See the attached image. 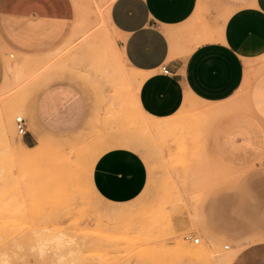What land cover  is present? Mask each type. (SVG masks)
<instances>
[{
  "label": "rangeland",
  "instance_id": "rangeland-1",
  "mask_svg": "<svg viewBox=\"0 0 264 264\" xmlns=\"http://www.w3.org/2000/svg\"><path fill=\"white\" fill-rule=\"evenodd\" d=\"M110 2L79 0L70 39L44 58L19 59L3 52L5 67L12 63L10 73L17 82L8 89L5 82L0 93V123L6 130L5 136L0 131V252L12 257L13 264H38L31 249L40 243L51 249L47 264H52L57 254L67 253L57 252L56 237L64 233L75 238L67 250L77 254V264H229L232 246L218 239L212 226L218 191L232 178L208 182L200 164L214 118L203 108H189L171 132L170 122L141 112L138 92L145 76L133 72L115 50L118 37L108 21ZM55 67L72 77L61 82L73 83L82 92L88 115L72 132H45L48 144L39 150L35 140L29 152L14 121L18 116L26 119L31 91L32 100L60 82L41 77ZM117 148H141L147 160L143 158L147 185L125 205L103 202L90 183L92 164ZM259 171L264 173V167L230 173L244 177ZM199 246L210 255L190 258L181 250L197 251Z\"/></svg>",
  "mask_w": 264,
  "mask_h": 264
},
{
  "label": "crops",
  "instance_id": "crops-1",
  "mask_svg": "<svg viewBox=\"0 0 264 264\" xmlns=\"http://www.w3.org/2000/svg\"><path fill=\"white\" fill-rule=\"evenodd\" d=\"M78 1L0 0V93L5 82L7 89L17 82L3 52L39 59L60 49L73 33ZM110 1L115 50L145 76L138 92L141 112L170 122L171 132L189 108H203L214 118L202 145L201 172L208 182L232 180L218 191L212 231L231 244L229 264H264V173H230L264 167V0ZM163 66L168 75L161 74ZM34 92L21 137L27 149L38 143L34 132L64 134L85 122L88 104L73 83L50 84L31 100ZM143 158L141 148L103 152L90 174L95 194L115 205L137 199L147 185ZM181 250L190 258L210 255L202 246Z\"/></svg>",
  "mask_w": 264,
  "mask_h": 264
},
{
  "label": "clouds",
  "instance_id": "clouds-1",
  "mask_svg": "<svg viewBox=\"0 0 264 264\" xmlns=\"http://www.w3.org/2000/svg\"><path fill=\"white\" fill-rule=\"evenodd\" d=\"M57 240V252L59 253L63 249L71 248L75 243V238L71 236H66L64 233H61L56 237ZM19 251V249H17ZM32 257L38 262V264H47V261L51 255V249L46 245L37 243L31 249ZM6 253L0 252V264H13V258L7 257ZM76 253L68 251L66 254H57L55 259L52 261V264H77L75 259ZM19 259V257H17Z\"/></svg>",
  "mask_w": 264,
  "mask_h": 264
},
{
  "label": "bare ground",
  "instance_id": "bare-ground-1",
  "mask_svg": "<svg viewBox=\"0 0 264 264\" xmlns=\"http://www.w3.org/2000/svg\"><path fill=\"white\" fill-rule=\"evenodd\" d=\"M93 4V3H92ZM102 4V3H101ZM109 4V3H108ZM95 5V3H94ZM107 5V4H106ZM105 5V6H106ZM96 6V5H95ZM77 9V8H76ZM77 11V10H76ZM78 12V11H77ZM108 15V14H107ZM109 16V15H108ZM109 18V17H108ZM88 25V24H87ZM107 51V50H106ZM5 55V54H4ZM6 68L8 70V72H11L13 70V66H12V63H9L7 61L6 63ZM49 68V67H48ZM47 69V68H45ZM57 68H52V69H49V70H46L44 71L42 74H41V77H45V78H49V79H52L54 78L55 80H60L61 81H72V77H66V76H63L61 73L57 72ZM86 85V84H85ZM34 100V99H32ZM32 102V101H31ZM0 131H1V134L3 136L6 135V130L4 128V125L2 124V122L0 123ZM35 134V137L37 138V141H38V144H39V150L42 149L43 147H45L47 144H48V140L46 139L45 136H43L42 134L40 133H37V132H34ZM7 148V147H6ZM26 151H31L29 149H27L26 147H23ZM6 152V151H5ZM215 163V161H214ZM37 239V238H36ZM194 240H197V243L195 244H198L199 243V240L198 239H193V242ZM187 241V240H186ZM56 245V244H55ZM227 248V249H226ZM55 249V248H54ZM229 247L228 246H225L224 247V250H228ZM65 250V249H64ZM70 250V249H69ZM66 251L68 252V250L66 249ZM72 251V250H71ZM74 252V251H72ZM208 253V252H207ZM193 258V257H192Z\"/></svg>",
  "mask_w": 264,
  "mask_h": 264
},
{
  "label": "built area",
  "instance_id": "built-area-1",
  "mask_svg": "<svg viewBox=\"0 0 264 264\" xmlns=\"http://www.w3.org/2000/svg\"><path fill=\"white\" fill-rule=\"evenodd\" d=\"M161 74L168 75V70L165 66L160 69ZM15 132L18 136L23 137L26 134V122L25 118L22 116H18L14 121ZM185 240L193 241L192 236H185ZM194 243H197V240H194ZM227 249V248H226Z\"/></svg>",
  "mask_w": 264,
  "mask_h": 264
}]
</instances>
